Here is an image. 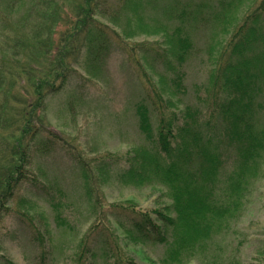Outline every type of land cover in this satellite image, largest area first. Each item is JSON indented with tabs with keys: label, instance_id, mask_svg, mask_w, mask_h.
Listing matches in <instances>:
<instances>
[{
	"label": "trees",
	"instance_id": "1",
	"mask_svg": "<svg viewBox=\"0 0 264 264\" xmlns=\"http://www.w3.org/2000/svg\"><path fill=\"white\" fill-rule=\"evenodd\" d=\"M158 2L118 0L111 5L108 0H0L4 24L19 16L21 22L32 24V43L22 37L17 42L25 46L21 50V55L26 57L20 58V61L26 60L21 64V72L28 77L27 82L38 100L37 104L50 95L58 94L65 85L69 70L66 58L72 50H67V45L71 46L75 37L83 34L87 68L96 73L99 71L95 67L102 62L112 44L105 26L98 23L95 16L115 22V18L123 13L126 34L163 36L166 49L139 44L128 48V51L134 59L139 56L172 94L180 95L184 89L183 67L193 50L192 40L186 31L194 29V25H210L211 43L217 44L232 24L238 4L222 2L217 11L208 13L206 5L191 12L185 6L177 7L174 3L158 6ZM148 8L158 10L162 22L146 17ZM64 20L70 28L62 35L60 46H54L56 51L53 53L50 49L51 32ZM248 20L251 25L244 30V23ZM244 21L229 41L230 53L223 57L226 51L222 52L218 63L210 70L205 115L189 106L176 113L169 112L166 102L154 91L151 103L142 100L135 105L137 127L146 145L135 147L126 156L127 167L118 176V181L123 186L136 189L154 184L165 187L171 200L169 211L173 215L157 213L160 222L157 225L147 214L128 213L122 230L133 243L163 245L165 249L160 264H188L195 259H207L209 248L213 249V255L207 260L208 264H241L236 259L224 258L218 250H225L226 239L234 232L248 207L253 186L264 177V128L257 120V110L261 106L258 99L264 87V49L261 50L264 48V0L257 12ZM171 23L175 25L169 28ZM4 36L5 39L9 37L7 33ZM233 38L236 40L231 43ZM211 43L209 47L213 48ZM77 48L81 52L82 46ZM0 59L8 60L4 54ZM157 64L163 66L161 71L155 70ZM9 73L21 75L15 69ZM166 82L170 83L169 87ZM12 85L14 80L10 79L8 88L2 90V109L7 107V101L12 97ZM37 104L34 106L38 109L33 108L32 116L17 109V119L11 122L15 131L8 134L6 141V135L0 132L10 158L6 164L8 169L2 168L0 172V219L10 210L5 206L7 198L25 178L21 166L24 167L26 153L23 146L21 153L17 141L11 139V135L18 131L17 123L25 124V133L29 131L28 123H31L28 121L32 119V142L44 133L43 113L39 110L42 106ZM152 115L156 119L155 124ZM50 142L51 145L44 143V152L57 147L54 140ZM19 154L20 159H16ZM89 165L85 163L81 171H88ZM91 166L97 173L98 182H105L108 170L104 162ZM81 173L83 176L84 172ZM82 179L84 181L85 176ZM55 218L59 221V213ZM262 237L257 249L260 261L264 260V233ZM33 239L41 248L44 263V240L39 231L33 232Z\"/></svg>",
	"mask_w": 264,
	"mask_h": 264
},
{
	"label": "rangeland",
	"instance_id": "2",
	"mask_svg": "<svg viewBox=\"0 0 264 264\" xmlns=\"http://www.w3.org/2000/svg\"><path fill=\"white\" fill-rule=\"evenodd\" d=\"M228 1H234L238 7L232 24L224 36L217 38V44L211 43L210 25H194L190 32L186 31L192 40L193 50L183 67L184 92L180 95L172 94L139 56L134 59L128 51V48L139 44L166 49L163 36L126 34V17L123 13L115 18V22L95 16L96 21L105 26L112 44L102 62L95 67L99 71L96 73L87 68L83 34L75 37L73 44L67 45V50L72 48L73 51L69 50L70 54L66 58L69 70L65 85L58 94L48 96L41 104H37L38 100L27 82L28 77L21 72V64L26 61H20L21 56L26 58L25 54L21 55V50L25 46L17 42L22 37L32 43V24L21 22V16L9 19L10 22L4 24L5 15L0 8V57L4 54L8 59H0V113L3 110L0 132H4L6 141L8 134L15 131L11 122L17 119V109L23 110L26 115L31 114L36 108L34 104L42 106L39 110L43 113L44 130L32 142V119H29L28 132L23 131L25 124L17 123L18 131L11 135L12 141H17L20 152H23V146L26 153L24 167L21 166L25 178L7 198L5 206L10 210L0 219V264H160L165 249L163 245L133 243L122 230L126 226L128 213L147 214L157 225H160L157 213L173 215L169 211L171 200L165 187L154 184L136 189L123 186L118 181V176L127 167L126 156L135 147L146 145L137 127L135 105L142 100L151 103L155 92L166 102L169 112L176 113L189 106L205 115L210 70L218 63L222 52L226 51L223 57L230 53L229 41L234 32L247 16L251 17L257 12L262 0L158 2V6L167 3L185 6L191 12L206 5L209 7L206 12L214 13L222 2ZM116 2L118 0H108L111 5ZM109 12L108 15L111 14ZM145 16L162 22L158 10L148 8ZM64 23L65 20L51 32L50 49L53 53L56 51L54 46H60L62 35L70 28ZM174 25L171 23L168 27ZM249 25L250 20L244 23V30ZM6 33L9 37L5 39ZM235 40L233 38L231 43ZM210 43L213 48L209 47ZM79 45L82 46L81 52L77 48ZM74 58L77 60L74 61ZM161 67L157 64L155 70L161 71ZM14 69L21 75H10L9 72ZM10 79L14 80L10 89L12 97H9L7 107L2 109V90L8 88ZM58 84L59 81L56 82ZM169 84L166 86L169 87ZM258 101L261 106L257 110V120L264 128V87ZM154 121L156 119L152 115L153 124ZM50 140H54L57 147L44 152V143L51 145ZM15 158L20 159V154ZM9 160L5 144L3 146L0 139V172L2 168L5 171L8 169L6 164ZM100 161L106 165L108 174L106 181L99 183L91 165ZM78 162L83 166L85 163L90 164L88 171H81L83 166ZM81 172H84V181ZM93 184L96 187L93 188ZM57 213L60 215L59 221L55 218ZM35 230L44 240V263L41 260V248L33 239ZM263 233L264 177L253 186L248 207L234 232L226 239L225 250L218 251L224 258L236 259L241 264H263L264 260L260 261L257 254ZM208 254L207 259H195L188 264H208L207 260L213 255L212 248H209Z\"/></svg>",
	"mask_w": 264,
	"mask_h": 264
}]
</instances>
